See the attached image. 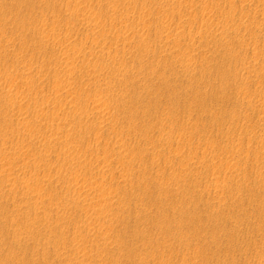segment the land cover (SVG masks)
Masks as SVG:
<instances>
[{"label":"rangeland","instance_id":"obj_1","mask_svg":"<svg viewBox=\"0 0 264 264\" xmlns=\"http://www.w3.org/2000/svg\"><path fill=\"white\" fill-rule=\"evenodd\" d=\"M0 264H264V0H0Z\"/></svg>","mask_w":264,"mask_h":264}]
</instances>
